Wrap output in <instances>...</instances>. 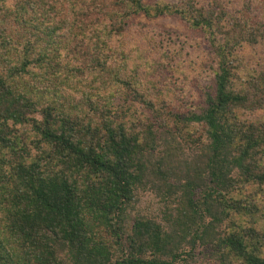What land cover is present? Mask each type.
Listing matches in <instances>:
<instances>
[{
	"label": "trees",
	"instance_id": "trees-1",
	"mask_svg": "<svg viewBox=\"0 0 264 264\" xmlns=\"http://www.w3.org/2000/svg\"><path fill=\"white\" fill-rule=\"evenodd\" d=\"M0 264H264V0H0Z\"/></svg>",
	"mask_w": 264,
	"mask_h": 264
},
{
	"label": "rangeland",
	"instance_id": "rangeland-1",
	"mask_svg": "<svg viewBox=\"0 0 264 264\" xmlns=\"http://www.w3.org/2000/svg\"><path fill=\"white\" fill-rule=\"evenodd\" d=\"M133 22H134V25L133 26L131 25V27H129L130 28L129 38H130L132 32L136 31V32H138L139 43H144L146 41L145 37H143L139 33V31H146L148 29L154 30L155 34L157 35V38H156L157 43L164 42L166 37L167 36L169 37L172 34L178 35L180 38L184 37L182 35H186L185 37H187V38L191 37V39H195V38L202 36V34L190 29L186 25L184 20L181 19L179 16H176V15H174V16L173 15H164V16H160L157 18H152V17H148L144 13H142V14L135 15ZM135 26H136V29H135ZM173 32H176V33H173ZM202 40L205 41V38L203 37ZM157 43H155V45ZM201 48H202V46H201ZM203 48L207 49V47H203ZM208 77L209 76L203 78L204 84L207 83ZM66 97H68V96L65 94L64 98H66ZM145 195L147 198L144 197ZM141 198H143L144 201L138 205L136 210L130 211L128 214L126 226L124 228L126 234H130L132 224L134 222V219L137 217L138 213L152 214V213H155L157 211L156 208H158V206H159V200L155 196L154 192H152V191L146 192V193H144L143 197H141ZM57 248H58L59 256L64 257L65 252H66V248L63 247L62 244H58Z\"/></svg>",
	"mask_w": 264,
	"mask_h": 264
}]
</instances>
